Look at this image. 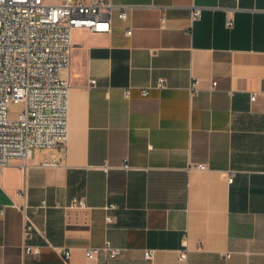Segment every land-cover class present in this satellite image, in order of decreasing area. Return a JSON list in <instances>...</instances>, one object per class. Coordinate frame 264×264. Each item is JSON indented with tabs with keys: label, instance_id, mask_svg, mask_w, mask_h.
Returning <instances> with one entry per match:
<instances>
[{
	"label": "crops",
	"instance_id": "crops-1",
	"mask_svg": "<svg viewBox=\"0 0 264 264\" xmlns=\"http://www.w3.org/2000/svg\"><path fill=\"white\" fill-rule=\"evenodd\" d=\"M113 2L73 31L67 142L0 169V264H264V0Z\"/></svg>",
	"mask_w": 264,
	"mask_h": 264
},
{
	"label": "built area",
	"instance_id": "built-area-1",
	"mask_svg": "<svg viewBox=\"0 0 264 264\" xmlns=\"http://www.w3.org/2000/svg\"><path fill=\"white\" fill-rule=\"evenodd\" d=\"M129 5H118L113 0H62L51 5L44 0H0V169L12 160L25 163L38 147H56L69 138L70 88L69 71L74 51L73 31L87 28L94 32H110L115 13L128 19ZM203 8L192 5V19L201 17ZM165 22V14L161 17ZM234 20L229 18L228 26ZM132 29H127L131 35ZM96 79H91V85ZM194 83L192 93L196 91ZM216 82H213V88ZM167 87L164 78L154 85ZM150 88H142L148 95ZM252 100L256 98L252 94ZM22 103L24 109L15 115L9 112L11 103ZM54 162V161H52ZM123 167L128 168L125 163ZM229 181H233L232 171ZM74 201L73 205H83ZM33 226L26 223L25 238ZM106 252L115 258L120 249L107 241L104 245L86 249L88 257ZM25 253H39V247L25 244ZM154 249H147L145 257L151 259ZM66 262L71 250L63 251Z\"/></svg>",
	"mask_w": 264,
	"mask_h": 264
},
{
	"label": "rangeland",
	"instance_id": "rangeland-1",
	"mask_svg": "<svg viewBox=\"0 0 264 264\" xmlns=\"http://www.w3.org/2000/svg\"><path fill=\"white\" fill-rule=\"evenodd\" d=\"M24 109V104L22 103H11L9 106V112L11 113V115H15L18 112H21Z\"/></svg>",
	"mask_w": 264,
	"mask_h": 264
}]
</instances>
